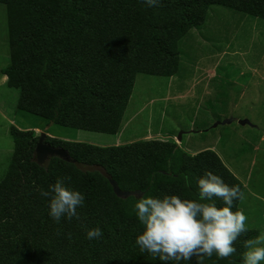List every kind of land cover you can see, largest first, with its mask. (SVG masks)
<instances>
[{
	"label": "trees",
	"instance_id": "obj_1",
	"mask_svg": "<svg viewBox=\"0 0 264 264\" xmlns=\"http://www.w3.org/2000/svg\"><path fill=\"white\" fill-rule=\"evenodd\" d=\"M0 2L10 47L1 73L8 87L19 90L17 109L63 127L112 135L120 130L136 75L176 74L179 41L205 22L211 5L264 19V0H161L153 7L144 0ZM9 135L13 151L0 179V264H175L136 245L142 227L134 211L137 200L164 195L198 200V179L207 171L243 192L211 149L189 154L169 140L98 146L44 135V143L66 150L71 161L52 157L40 165L35 160L40 135L28 136L14 125ZM68 176L67 185L85 197L77 209L81 219L62 217L57 223L40 190ZM110 179L140 196H116ZM212 202L223 205L215 197ZM97 227L102 238L89 240L86 230ZM257 236L247 229L232 256L219 259L214 253L203 264H243V242Z\"/></svg>",
	"mask_w": 264,
	"mask_h": 264
},
{
	"label": "rangeland",
	"instance_id": "obj_2",
	"mask_svg": "<svg viewBox=\"0 0 264 264\" xmlns=\"http://www.w3.org/2000/svg\"><path fill=\"white\" fill-rule=\"evenodd\" d=\"M178 46L176 74L136 75L119 145L159 139L174 141L189 154L213 150L242 183L244 199L238 208L247 216L246 228L260 235L264 232V19L211 5L205 22L188 30ZM9 58L6 7L0 2V69ZM18 97V89L0 83V108L28 136L45 133L62 140L115 145V135L63 127L22 112L17 109ZM226 119L230 121L222 123ZM1 123L0 118V178L13 150L11 124L7 130Z\"/></svg>",
	"mask_w": 264,
	"mask_h": 264
},
{
	"label": "clouds",
	"instance_id": "obj_3",
	"mask_svg": "<svg viewBox=\"0 0 264 264\" xmlns=\"http://www.w3.org/2000/svg\"><path fill=\"white\" fill-rule=\"evenodd\" d=\"M161 0H144L149 6H159ZM71 177L57 179L48 190H40L41 197L49 198V215L57 223L62 217L80 220L78 208L84 205V195L69 187ZM191 183L188 177H185ZM199 199H182L176 195L162 198L143 197L134 205L141 231L135 243L140 251L158 257L164 262L190 261L203 264L204 258L215 253L225 259L236 252L235 242L247 232V216L242 210L233 211L234 201L243 200L239 186H228L210 171L198 179ZM213 197L223 202L217 206ZM59 235V232L57 233ZM89 240L101 239L102 230H86ZM71 239V234H68ZM243 264H261L264 261V232L243 242Z\"/></svg>",
	"mask_w": 264,
	"mask_h": 264
},
{
	"label": "water",
	"instance_id": "obj_4",
	"mask_svg": "<svg viewBox=\"0 0 264 264\" xmlns=\"http://www.w3.org/2000/svg\"><path fill=\"white\" fill-rule=\"evenodd\" d=\"M230 120H224L222 123H228ZM51 123H53V121H50ZM240 124H243L244 121L243 120H239L238 121ZM215 126V125H214ZM44 135H46L45 133H41L37 143H36V147H35V160L38 164L43 165L44 163H46L50 158L52 157H58L66 162L71 161V158L69 156V154L67 153L66 150L60 148V147H53L47 143L43 142V138ZM180 139V135L177 137V140ZM109 183L112 187L113 192L115 193L116 196L120 197V198H126L128 196L131 195H136V196H140V192L139 191H123L121 190L117 183L110 179Z\"/></svg>",
	"mask_w": 264,
	"mask_h": 264
},
{
	"label": "crops",
	"instance_id": "obj_5",
	"mask_svg": "<svg viewBox=\"0 0 264 264\" xmlns=\"http://www.w3.org/2000/svg\"><path fill=\"white\" fill-rule=\"evenodd\" d=\"M0 83H2V82H5L6 83V80H7V77H6V75H3L2 73H1V69H0ZM1 103V102H0ZM0 118H1V120H2V123L1 124H4V126H5V128H7V130H8V126L11 124V125H13L12 123H11V121L9 120V118H8V116L6 115V113H5V111H3L1 108H0ZM115 135V137H114V144L115 145H119L120 144V141L118 140V137H119V132L118 133H116V134H114ZM13 151V150H12ZM2 154V149H0V155ZM12 154V153H11ZM1 179V178H0Z\"/></svg>",
	"mask_w": 264,
	"mask_h": 264
}]
</instances>
